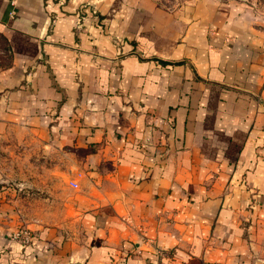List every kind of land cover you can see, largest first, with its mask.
I'll return each instance as SVG.
<instances>
[{
  "label": "crops",
  "instance_id": "0c3cea01",
  "mask_svg": "<svg viewBox=\"0 0 264 264\" xmlns=\"http://www.w3.org/2000/svg\"><path fill=\"white\" fill-rule=\"evenodd\" d=\"M11 1L0 140L91 150L77 233L24 246L0 215V264H264V24L218 0Z\"/></svg>",
  "mask_w": 264,
  "mask_h": 264
},
{
  "label": "rangeland",
  "instance_id": "374dc122",
  "mask_svg": "<svg viewBox=\"0 0 264 264\" xmlns=\"http://www.w3.org/2000/svg\"><path fill=\"white\" fill-rule=\"evenodd\" d=\"M153 1L170 5L173 0ZM218 1L239 3L242 9L264 24V0ZM8 62L7 47L0 37V68ZM90 150L60 149L32 139L22 142L14 137L0 140V200L3 194L0 215L9 226V241L32 245L33 225L60 232L61 236L65 230L68 235L77 233L80 191L71 187L68 181L77 175L76 160ZM60 235L56 234L58 238Z\"/></svg>",
  "mask_w": 264,
  "mask_h": 264
},
{
  "label": "built area",
  "instance_id": "2783aa9c",
  "mask_svg": "<svg viewBox=\"0 0 264 264\" xmlns=\"http://www.w3.org/2000/svg\"><path fill=\"white\" fill-rule=\"evenodd\" d=\"M11 6H14V1H11ZM11 17L14 15V11H11L9 14ZM71 187L77 188V184L75 182H70Z\"/></svg>",
  "mask_w": 264,
  "mask_h": 264
}]
</instances>
